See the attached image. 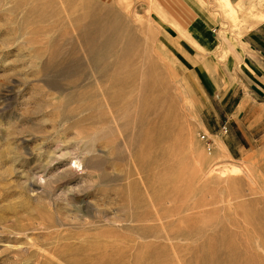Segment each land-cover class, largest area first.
I'll use <instances>...</instances> for the list:
<instances>
[{
	"label": "rangeland",
	"instance_id": "obj_1",
	"mask_svg": "<svg viewBox=\"0 0 264 264\" xmlns=\"http://www.w3.org/2000/svg\"><path fill=\"white\" fill-rule=\"evenodd\" d=\"M165 23L151 1L0 0V264H264V141L228 147Z\"/></svg>",
	"mask_w": 264,
	"mask_h": 264
},
{
	"label": "crops",
	"instance_id": "obj_2",
	"mask_svg": "<svg viewBox=\"0 0 264 264\" xmlns=\"http://www.w3.org/2000/svg\"><path fill=\"white\" fill-rule=\"evenodd\" d=\"M136 1L143 10L151 1L169 20L158 31L159 39L186 60L182 63L199 68L194 74L205 107L214 115H225L230 127L225 136L228 147L245 150L237 140L245 130H256L264 141V19H253L263 17L264 8L240 11L246 3L264 0ZM226 17L248 20L234 28ZM202 50L210 53L205 56ZM241 137L247 141L245 134Z\"/></svg>",
	"mask_w": 264,
	"mask_h": 264
},
{
	"label": "bare ground",
	"instance_id": "obj_3",
	"mask_svg": "<svg viewBox=\"0 0 264 264\" xmlns=\"http://www.w3.org/2000/svg\"><path fill=\"white\" fill-rule=\"evenodd\" d=\"M44 7H45V6H44ZM46 7H47V6H46ZM49 7H50V6H49ZM95 20H96V19H95ZM99 21H100V20H99ZM97 23H98V22H97ZM90 25H95V23L92 22V23H90V24L79 25V27H80V31L84 34V38H89V40L91 41V42L89 41L90 43H92L91 47H93V48L90 47V52H91V54H92L91 56H93V58L96 60V59H98V58L101 56V51L104 49V48H103V43H104V44H105V43H106V44H107V43H110V42L112 41V38L110 37L106 42H105V41L103 42V41L99 40V36L102 34L103 31H98V30H96V26H95V27L92 29L93 31L90 32V31L88 30ZM113 26H114V25H113ZM113 26H110V27H109V28H110V31H111V30H114V27H113ZM99 27H100V23H99ZM98 29H99V28H98ZM109 33H110V32H109ZM85 42H86V41H85ZM90 43L88 44V46H90ZM93 43H94L95 45H93ZM73 48H75V47H73ZM75 49H76V48H75ZM75 49H74V50H75ZM87 50H88V48H87ZM75 51H76V50H75ZM90 52L88 51V53H90ZM130 52H131V51H130ZM130 52H129V54H130ZM89 55H90V54H89ZM75 56H76V54H75ZM127 56H128V55H127ZM127 56H126V57H127ZM76 57H78V56H76ZM67 59H68V58H67ZM70 59H71V58H70ZM79 59H81V58H79ZM108 59H109V58H108ZM72 60H73V59H71V61H72ZM109 60H110V59H109ZM81 61H82V60H81ZM112 61H114L113 58H112ZM124 61H125V60H124ZM64 62H65V61H64ZM64 62H63V63H64ZM66 62H67V61H66ZM68 62H69V60H68ZM78 62H80V61L78 60ZM71 63H72V62H71ZM71 63H70V64H71ZM75 63H77V61H76ZM123 63H124V62H123ZM68 64H69V63H68ZM82 64H83V63H82ZM118 64H119V63H118ZM124 64H125V63H124ZM61 65H63L62 62H61ZM64 65H65V64H64ZM116 65H117V64H116ZM116 65H115L114 67H115L116 70H117V67H118V66L116 67ZM78 66H79V65H78ZM69 70H70V69H69ZM69 70H68V71H69ZM66 71H67V70H66ZM73 71H74V69H73ZM114 72H116V71H114ZM93 73H94V72H93ZM108 74H109V73H108ZM110 76H114V75H110ZM107 77H108V76H107ZM114 77H115V76H114ZM111 78H112V77H111ZM121 79H122V78H121ZM108 80H109V79H108ZM116 80H117V79H116ZM97 81H98V80H97ZM119 81H120V79H119ZM119 81H118V83H119ZM73 82H74V81H73ZM104 82H105V81H104ZM108 82H109V81H108ZM69 83H70V82H69ZM106 83H107V82H106ZM70 84L73 85V83H70ZM74 84H75V83H74ZM109 84H110V82H109ZM127 84H128V82H127ZM110 85H111V84H110ZM108 86H109V85H108ZM113 86H114V85H113ZM113 86H112V87H113ZM90 87H91V86H89V88H90ZM99 87H100V86H99ZM114 87H115V86H114ZM124 87H125V86H124ZM124 87H123V88H124ZM131 87H132V85H131ZM145 87H146V86H145ZM86 88H87V86H86ZM86 88H82V89H86ZM123 88L121 87V89H123ZM87 89H88V88H87ZM143 89H144V88H143ZM145 89H146V88H145ZM108 90H109V89H108ZM85 91H86V90H84V92H85ZM90 91H92V90L90 89L89 91L87 90L86 92H87V93H91ZM122 91H123V90H122ZM122 91H121V92H122ZM143 91H144V90H143ZM86 92H85V93H86ZM106 92H107V91H106ZM118 92H120V91H118ZM121 92H120V94H121ZM125 92H126V91H125ZM123 93H124V92H123ZM145 93H147V92H145ZM106 94H107V93H106ZM141 94H142V92H141ZM80 95H81V94H80ZM94 95H95V94H94ZM104 95H105V93H104ZM104 95H103V96H104ZM108 95H109V94H108ZM116 95H117V94H116ZM123 95H125V93H124ZM126 95H127V92H126ZM129 95H130V94H129ZM131 95H132V94H131ZM147 95H149V94H147ZM78 96H79V95H78ZM90 96H92V94H91ZM109 96H110V98H111L112 95H109ZM109 96H108V98H109ZM118 96H119V95H118ZM121 96H122V94H121ZM145 96H146V95H145ZM95 97L97 98V96H95ZM105 97H106V96H105ZM105 97H104V99H105ZM122 97H123V96H122ZM142 97H143V96H142ZM142 97H141V98H142ZM147 97H148V96H147ZM153 97H154V96L152 95V98H153ZM156 97H157V96H156ZM102 98H103V97H102ZM110 98H109V99H110ZM113 98H114L113 100H115V97H113ZM124 98H125V97H124ZM152 98H151V100H152ZM97 99H98V98H97ZM109 99H107V100L109 101ZM130 99H131V98H130ZM139 99H140V98H139ZM92 100L94 101L95 99H92ZM101 100H102V99H101ZM123 100H124V99H123ZM134 100H135V99H133V103H134ZM137 100H138V99H137ZM110 101H112V100L110 99ZM115 101H116V100H115ZM115 101H114V102H115ZM128 101H129V103H131V100H128ZM128 101H127V102H128ZM140 101H141L140 105H141V104L144 105V104L146 103L145 97H143V99H141ZM140 101H138V102H140ZM149 101H150V100H149ZM95 102H96V101H95ZM118 102H119V101H118ZM112 103H113V102H112ZM119 103H120V102H119ZM136 103H137V101H136ZM150 103H151V102H150ZM150 103H149V104H150ZM152 103H153V102H152ZM110 104H111V102H110ZM121 104H122V102H121ZM127 104H128V103H127ZM134 104H135V103H134ZM138 104H139V103H138ZM146 104H148V103H146ZM146 104H145V105H146ZM149 104H148V105H149ZM130 105H131V104H130ZM140 105H139V107H138V105H136L137 108L141 109ZM145 105H144V106H145ZM150 105H151V104H150ZM122 106H123V105H122ZM122 106H121V107H122ZM132 106H133V104H132ZM136 106H135V107H136ZM116 107H117V106H116ZM119 107H120V106H119ZM127 107H128V106H127ZM130 107H131V106H130ZM130 107H129V108H130ZM145 107H146V106H145ZM155 107H156V106H155ZM155 107H154V108H155ZM122 108L124 109V107H122ZM122 108H120V110H121ZM125 108H126V107H125ZM131 108H132V107H131ZM158 108H159V107H158ZM132 109H133V108H132ZM132 109H131V110H132ZM146 109H147V108H146ZM155 109H156V108H155ZM160 109L163 111V108L160 107ZM127 110L129 111L128 108L126 109V111H127ZM131 110H130V111H131ZM133 110H134V109H133ZM144 110H145V108H144ZM122 111H123V110H122ZM124 111H125V110H124ZM128 111H127V112H128ZM140 111H141V110H140ZM152 111H153V110H152ZM156 111H158V109H157ZM147 112H148V110H146L145 112L141 113L140 116H139V122H140L141 125L144 123V121H145V119H146ZM153 112H154V111H153ZM136 113H137V111H136ZM156 113H159V111L156 112ZM150 114L152 115L153 113H151L150 110H149V115H150ZM136 115H137V114H136ZM154 115H155V113H154ZM157 115H158V114H157ZM134 116H135V115H134ZM147 117H148V116H147ZM134 119H135V118H134ZM149 119H150V118H148V121H149ZM154 119H155V118H154ZM157 120H158V119H157ZM157 120H156V121H157ZM135 121H136V120H135ZM156 121H155L154 123H157V122H158V121H157V122H156ZM134 123H136V122H134ZM147 123H149V122H147ZM159 123H160V122H159ZM162 123H163V122H162ZM154 125H155V124H153V126H154ZM162 125H163V124H162ZM134 126H135V124H134ZM150 126L152 127V124H150ZM151 127H150V128H151ZM157 127H158V128L160 127L158 123H157ZM157 127H156V128H157ZM163 127H164V126H161L160 128H162V129L164 130ZM133 128H134V127H133ZM156 128H154V129H156ZM134 129H135V128H134ZM137 129H138V128H137ZM137 129H136V130H137ZM142 129H143V128H142ZM148 129H149V127L146 128L145 130H148ZM162 129H161V131H163ZM134 131H135V130H134ZM134 131H133V132H134ZM158 131H159V130H158ZM134 133H135V132H134ZM134 133H133V135H134L133 137H135V134H134ZM147 133H148V131H147ZM163 133H164V132H163ZM163 133H162V134H163ZM169 134L171 135V133H169ZM167 135H168V133H167ZM142 136H143V135H142ZM146 136H148V135H146ZM160 136H162V135L160 134ZM165 136H166V135H165ZM158 137H159V136H158ZM166 137H167V136H166ZM166 137H165V139H166ZM145 138H147V137H145ZM145 138H144V139H145ZM161 138H163V136H162ZM143 141H144V140H143ZM161 141L163 142V139H162ZM164 141H165V140H164ZM156 144H157V143H156ZM160 147H163V146L160 145ZM156 149H157V148H156ZM213 170H214V168H213ZM206 174H207V173H206ZM209 174H212V173L210 172ZM146 178H147V177H146ZM160 217H161V216H160ZM160 217H159V218H160ZM144 218H145V217H144ZM162 218H163V217H162ZM158 220H159V219H158Z\"/></svg>",
	"mask_w": 264,
	"mask_h": 264
},
{
	"label": "built area",
	"instance_id": "obj_4",
	"mask_svg": "<svg viewBox=\"0 0 264 264\" xmlns=\"http://www.w3.org/2000/svg\"><path fill=\"white\" fill-rule=\"evenodd\" d=\"M223 130H224V132H226V130H227L225 125L223 126Z\"/></svg>",
	"mask_w": 264,
	"mask_h": 264
}]
</instances>
